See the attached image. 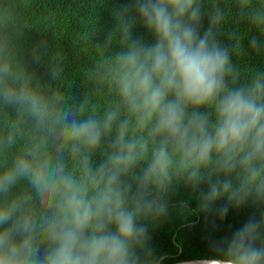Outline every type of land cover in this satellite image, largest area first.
<instances>
[{"label":"clouds","instance_id":"1","mask_svg":"<svg viewBox=\"0 0 264 264\" xmlns=\"http://www.w3.org/2000/svg\"><path fill=\"white\" fill-rule=\"evenodd\" d=\"M230 15L255 34L225 43ZM111 19L85 36L83 100L40 86L0 34V264H163L152 231L178 188L213 230L259 212L186 264H264V64L235 59L264 57V0H123Z\"/></svg>","mask_w":264,"mask_h":264},{"label":"trees","instance_id":"2","mask_svg":"<svg viewBox=\"0 0 264 264\" xmlns=\"http://www.w3.org/2000/svg\"><path fill=\"white\" fill-rule=\"evenodd\" d=\"M121 2L123 0H0V34L8 35L17 60L34 75L40 86L60 89L76 100H83L93 88L85 74L95 59V51L85 36H93L97 27H110L111 9ZM232 33L237 38L255 34L249 24L230 15L224 29L225 43L230 42ZM137 34L143 35V29L138 28ZM242 44L247 52L248 40L242 39ZM235 59L244 71L264 64V57L251 52ZM57 64L63 68L62 79L53 81L50 73ZM93 99L102 106L106 90ZM171 203L168 217L152 231L151 245L157 255L164 257L163 264L207 256L209 235L216 238L230 235L253 212L259 215L253 207L230 210L227 218L218 222L213 230L198 211L196 193L178 188Z\"/></svg>","mask_w":264,"mask_h":264},{"label":"water","instance_id":"3","mask_svg":"<svg viewBox=\"0 0 264 264\" xmlns=\"http://www.w3.org/2000/svg\"><path fill=\"white\" fill-rule=\"evenodd\" d=\"M186 262H188V261H186ZM186 262H180V263H175V264H186Z\"/></svg>","mask_w":264,"mask_h":264}]
</instances>
